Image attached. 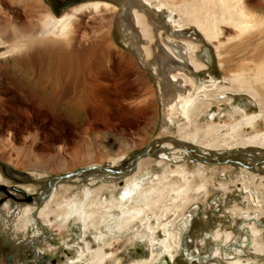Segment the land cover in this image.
I'll list each match as a JSON object with an SVG mask.
<instances>
[{"label":"rangeland","instance_id":"1","mask_svg":"<svg viewBox=\"0 0 264 264\" xmlns=\"http://www.w3.org/2000/svg\"><path fill=\"white\" fill-rule=\"evenodd\" d=\"M59 1H65L69 6L57 10ZM88 1L51 0L52 4L57 5L54 10L48 0H0V32L13 27L17 33L23 27L25 32L19 31L18 34L26 35L29 31V35H35L46 17L57 18L69 8ZM99 1L108 3L106 11L83 12L69 26L62 39L64 48L74 54L90 49L91 57H86L88 63L99 60L98 70L88 68L89 75L96 82L86 86V89L83 86L71 87L69 94L58 98L53 96L54 86L45 85L44 80L42 87H35L43 97L39 101L30 95V91H34L31 77L37 71L46 73L50 67V58L46 57L44 51L41 55L42 65L35 62L37 54L34 48L30 52L26 49L21 52L24 61L17 64L11 62V56L0 59V183L23 189L28 194L40 192V195L45 191L48 180L80 171L75 177L53 183L49 199L40 204L39 197L31 204L11 199H7L5 205L1 204L0 264L7 253H13L15 248L17 250L20 242L31 238L30 233L38 235V230H41L34 226L42 225L45 219L48 222L46 232L56 236L47 245L49 248L50 245L69 244L73 246L74 253L75 248L87 244L91 250L94 247L93 236L97 237L102 232L101 235H105L104 246H107L105 253H110L103 264L139 262L146 259L150 251L158 254V258L162 257L155 246L150 248L146 243L148 233L145 230H136L137 226L118 230L112 222L119 225L123 220L122 214L113 206L127 204L130 200L127 196L133 198L136 189L140 191L144 187H151L156 177L162 179L167 169L182 168L187 173L198 174L192 176L189 182L192 186L203 185L204 190H190L182 200H176L174 206L170 203L174 195L165 194L167 198L153 209L158 217L146 214L154 226L171 223L168 228L179 239L178 246L183 247L181 242L194 245L197 241L202 243L200 250L203 252L206 245L222 243L225 233H230V240L238 220L244 219L243 216L235 217L238 200L245 205L249 198V204L253 202L249 207L257 208L260 212V218L256 220L264 222V170L258 165H264V150L235 147L232 150L214 151L181 140V135L191 134L194 127L204 129L209 123V114L213 115L211 123H221L227 128L233 121L242 118L243 113L259 115L252 130L238 126L231 132L232 138H220L227 144L237 142L238 145L243 136L264 129V0H240L245 7V19L249 26L234 28L220 25L215 42L204 40L187 22L191 14L183 15L180 12L184 0H152L151 5L141 0L136 2L146 24L150 26V40H139L136 30L129 28L121 19L123 9L127 7L125 0ZM156 4H160L159 7ZM175 6L178 7L176 10ZM202 7L203 4L196 13ZM183 11L186 12V9ZM168 17L181 28L174 26ZM10 32L5 35H10ZM49 33L50 30L42 37L47 40L46 44L55 40V36ZM168 39L194 44V58L205 65L200 71L187 65L181 67L183 80H180L181 86L177 89L167 86L170 84L160 76L165 70L157 68L155 59V54ZM140 45H146L150 51L149 57L144 55ZM9 47L10 42L0 37V54ZM253 68L257 73L253 72ZM165 69L170 73L180 71L171 66ZM20 72L21 78L28 81L25 79L23 85L13 86L8 78L5 79L6 73H10L11 78ZM235 74L250 82L249 88L256 93L254 95L260 100V106H256L255 100L249 96L252 95L251 91L249 94L248 91H236L230 81ZM253 74L254 77L256 74L255 79ZM220 86L227 89L222 91ZM200 88L207 91L209 103L206 102L205 108L202 105L191 114L190 124L186 123L176 106L172 109V100L194 96ZM197 95L202 99V95ZM166 143L186 153H172L161 148ZM144 151L147 155L141 156L133 167L135 157ZM171 155L176 158L172 160ZM169 179L174 184L179 183L176 176ZM128 187L131 190L125 193ZM15 195L18 193L15 192ZM109 199L111 204H105L102 208V205L98 206L97 223L82 231L81 225L75 223L78 219L76 210L90 211L95 209L91 203ZM46 201V217L35 222L34 226L27 224L29 220L21 216L22 210L25 207L34 210ZM130 201L129 204H134ZM58 215L63 222L57 219ZM182 218L183 223H180ZM215 231L221 234V240L212 239ZM160 232L159 229L155 234L159 240L163 238ZM248 232L251 233L249 229ZM257 240L264 244V231H260ZM262 251L260 256L251 255L255 261L253 264H264ZM52 254L55 257V253ZM180 257L175 254L174 264H183ZM242 260L244 264L251 263L248 259Z\"/></svg>","mask_w":264,"mask_h":264},{"label":"bare ground","instance_id":"2","mask_svg":"<svg viewBox=\"0 0 264 264\" xmlns=\"http://www.w3.org/2000/svg\"><path fill=\"white\" fill-rule=\"evenodd\" d=\"M137 1L138 0H125L127 7L123 9V13L120 17L126 23V25L129 28L136 30V34H137L139 40L141 38L143 40H150L151 39L150 38L151 33L149 31L150 26L148 27V25L145 22L144 15L142 14L141 10L137 7V5H136ZM141 1H143L144 3H146L148 5L152 4V0H141ZM240 3H241L240 0H184L182 3L183 9L180 12L183 15L191 14V16L187 17V22L195 27V29L200 33V35L204 38V40H206L207 42H211V41L215 42L219 36L220 28H218V27L220 25L222 27L233 26L234 28H243V26H246V27L249 26L247 23V20H246L247 18H246V14H245V10H244L245 7L243 8L242 3L241 4ZM160 4H156V7H159ZM201 4H203L201 11L199 13H196L199 9V6H201ZM161 5H163V3ZM107 6H108V3L103 2V1H99V0H92V1L90 0L88 2L77 4V5L69 8L65 12H63L57 18L52 19V17H50V16L46 17L42 23L41 28L39 29V31L35 35H29V33H28L29 31L26 33V35H23V33L18 34L19 31L25 32V29L23 27H20V29H18L19 31L17 33H16V30L13 29V27H9L10 28L9 30L11 32L9 30H7L8 32L7 31L0 32V37L5 38V40L10 42L9 49L5 53L0 54V59L5 58L7 56L8 57L11 56V57H13L11 62L14 64H17L18 62L24 61L21 52H23L25 49L30 52V49L34 48L36 50V54H37L35 62L37 65H42L43 59H42L41 55H42V51H44L46 57L50 58V59H48L50 67L48 66V68L46 69V73H44L45 71L43 73H38V71H37L36 72L37 74H35L33 77H31V87L34 90L33 92H37L35 90V87H37L38 85L41 87L43 86V85H41V83L44 80H45V85L49 84V86L50 85L54 86V90L52 91V93H53V96H55V97L57 96L58 98L59 97L63 98V96H66L67 94L70 93V91H72L73 88L78 87V86H83L86 89L87 88L86 86L91 85L94 82H96V79L92 75H89V72H88L89 69L88 68H93V70H98L97 67H99L98 66L99 60H96V61L92 60V62L88 63L86 61V57H87V55H89L90 49L89 50L86 49V51L81 52V54L80 53L74 54L70 51H67L64 48V42L62 39L66 36L67 29L69 28V26L71 24H73V22L77 18V16H79L80 14H82L83 12H86V11L95 12V11H98V9L106 11V9L108 8ZM168 8H170V7L168 6ZM176 8H178V7L175 6L174 10H176ZM170 9H172V8H170ZM184 9H186V12L183 11ZM169 17H171V16L169 15ZM169 17H168V20L174 26H178V28L179 27L181 28V26H179L178 23H176L173 19L171 20V18H169ZM49 30L55 36V40H52L50 43L46 44L47 40H45L42 37L44 35H46L49 32ZM34 31H36V30H34ZM9 32H10V35L9 34L5 35V33H9ZM51 33H49V34H51ZM31 34H32V32H31ZM260 35L261 34H259V36ZM168 41L166 40L165 43L163 44V46H165V48L163 46L160 47L161 50H159L158 54H155V59H156V63H157V68L165 70L164 72L162 70L163 73H161L160 76L163 77L164 80H166L167 84L168 83L170 84L167 86L168 87L170 86L172 89L174 87L177 89L181 86L180 80H183V72L181 71V67H184L185 65H187L189 67H193L194 70L200 71V70L204 69L205 65L197 62V60L195 59L196 56L194 55V53H195V45L194 44L186 42V41H181V40L171 42L168 39ZM18 42H20V43H18ZM42 45H44V46H42ZM41 47H43V48L41 49ZM140 47H141L144 55L146 57H149L150 51L147 49L146 45L145 46L140 45ZM216 51L218 52L217 49H216ZM215 54H217V53L215 52ZM19 56H21V57H19ZM194 56H195V58H194ZM168 66H171L173 68L177 67L178 70H180V71H176V72L174 71V73L167 72V70L165 68ZM258 68L260 70L261 66ZM258 68H256V69L258 70ZM93 70H91V71H93ZM253 72L257 73V71L254 68H253ZM9 74L8 73L5 74V76H6L5 79L8 78V81L11 84L13 83V86L16 84L17 85L18 84L23 85L25 83L26 78L25 79L21 78V76H22L21 72L19 73V75H16V77L13 74V76L11 78H9ZM92 74H94V73H92ZM237 75L238 74H235V76H233L230 79V81L233 83L232 85H234V87L236 88V91H242V90L245 92L248 91L247 94H249V91H251L252 95H249V96L255 100L256 106L257 105L260 106L261 102H260V100L256 99V97H255L256 93L255 92L253 93V91L249 88L250 82L248 80H246L243 76L238 77ZM253 77H254V74H253ZM255 77H256V74H255ZM255 77H254V79H255ZM26 82H28L27 79H26ZM173 84H176V86H173ZM71 87H72V89H71ZM219 89L224 91L227 88L224 86H220ZM175 90L173 91L174 93H175ZM33 92L30 91V95L32 94L33 97H37V99L39 101H41L43 97H41L39 95V92H37V94H34ZM221 92H220V94H222ZM197 93H199V95H202L204 97V99H203V97H202V99H199ZM197 93L194 96H190L189 98H184V99L177 98V100L174 99V101L172 100L173 105L170 104L173 107L172 109H174V107L176 106V109H178L179 113L181 114L183 119L186 121V123L190 122V117H191L190 115L193 114L195 111H198L202 105L205 108V104H206L207 99H208L207 91L201 89ZM80 100H82V99L80 98ZM174 102H178V104H175ZM207 103H209V102H207ZM207 105H209V104H207ZM237 109H236V111H239ZM240 110H242V109H240ZM212 116L213 115L209 114L210 120H208L209 123H207L204 126L205 127L204 129L192 127L193 128L192 133L188 134V135L185 134L183 136L181 135V140L192 142L198 147L208 149V150H214V151L232 150V149H235V147L254 148V149L258 148V149L264 150V129L262 131H256V132L252 131L251 134L243 136L240 139V141L238 140L239 141L238 145H236L237 142L232 143V144H227L226 142L223 141V139L220 140V138H223L225 136H227L229 139L232 138L231 132L233 130H235V128H237L238 126H243L244 128L252 130L253 129V123L256 122L258 117H259L258 114L245 115V113H243L242 118L233 121L228 128H227V126H225L224 124H221V123H216V124L211 123V121L213 120ZM223 130H224V132L221 133ZM162 147L170 150V152H172V153H174V152L185 153V151H183L181 149H173L174 146H172L169 143L163 144ZM183 153H181V154H183ZM175 158H176L175 156L171 157L172 160H174ZM163 174H164V176L160 180L156 177V179H155L156 182H154V184L151 187H149V186L144 187L140 191H136V190H138V189H136L135 190L136 193L134 192L135 194H134L133 198L131 197V195L126 197V198L131 200V201L129 200L130 203L132 202L134 204H129V201H127L128 202L127 204H129V205H127V204L119 205L118 204L119 206H117V205L113 206L118 210L117 212L119 214H122L121 217H123V220L118 217L120 220H122L121 223L119 225H117L115 222H112V224H115L116 225L115 227L118 230H121L123 228H128L130 226L131 227L137 226L136 230H138V228L145 230L146 233H148V239L146 240V242H149L150 244L158 242V245H159L158 247L160 248V252H161L160 255L163 254L161 259L167 258L169 260L168 256H170L172 258L175 254V251L180 249V246H178V244H180L178 241L179 239L177 240L176 234L173 233L174 231H172V230L169 231L168 226L171 227V225H170L171 223H168V224L166 223L167 225L158 223L156 226H154V225H152L153 224L152 221L150 220L149 217L146 216V214H150L151 217H153V218L158 217L156 213L154 214L153 209L155 208V206L158 203H160V202L163 203V200L165 198L164 197L165 194H167V195L172 194V196L174 195V197L172 198V200L170 202L171 206H174L176 200L178 201L179 198L182 200L183 197L190 190H191L190 192L201 191L203 189V185L192 186L189 182L190 178L192 176H197L198 174L187 173L182 168L181 169L180 168L173 169V170L167 169V170H165V172ZM173 176L178 177L179 183L174 184L173 182H170L169 177H173ZM157 180H159V181H157ZM166 181H168V182H166ZM55 182H53V183L55 184ZM53 183H51V186L46 187V189H44L45 191H43V193L38 196L39 197L38 198L39 204L42 203L45 199H47L49 197L51 190H52V187L54 185ZM129 190H131V188L129 189V187H128V189H126L125 193H129L128 192ZM203 191L204 190H202V192ZM248 199H247V201H248ZM105 201L106 200L100 201L97 204L91 203V206H94L95 209L90 210V211L76 210V216L78 219L75 220V223L78 225H81L82 231L87 229L88 226L91 227L97 223V219H98L97 208H98V206L102 205V206H100L102 208L105 204H109L111 202L110 199H109V201H106V203H105ZM32 202H33V200H32ZM136 202H137V204H136ZM31 203H28V204H31ZM47 205H48V203L46 201L44 204H42L40 207H38L34 210L29 208V207L28 208L25 207L21 212V216L24 218H28L29 223H27V224H31L32 226H34L35 222H37L38 220L40 221V219H42V218L44 219L46 217L45 212L47 209ZM180 207H181V205H180ZM108 209H110V207ZM113 210L114 209H112V211ZM164 210H166V209H164ZM110 211L111 210H109V212ZM118 213H116V214H118ZM116 216H118V215H116ZM145 216H146V218L144 219L145 220V222H144L143 218ZM57 217H58L57 219L61 221V218L59 216H57ZM109 217H110V219H112L111 214H109ZM44 225H46V226L48 225V222L46 219L42 221L41 226H44ZM110 228H111V226H110ZM246 228L249 229L251 232L250 233L251 237H252L251 239H254V242H253V248L255 250L254 253L262 254L263 253L262 250H264V244H260L257 240L259 238L260 233L258 232L257 229H255L251 225L246 226ZM157 229L158 230L160 229V231L162 232L163 238L160 240L157 239V241H156L155 240V234L158 232ZM101 234H103V233L101 232ZM101 234L97 237L93 236V240H92L93 246H94L93 249L89 250L87 247V244H85V246L83 248H80V247L78 248V256H77V261H76L77 263L76 264H103L104 263L105 259L109 255L106 254L105 251L102 250V248H104V244H105V243H103V238L105 235L103 236ZM213 234H214V235H212L213 240H221V235L219 234L218 231L217 232L215 231ZM136 235H137V233H136ZM229 237H230V234L225 233L224 238L221 240V242L223 241V244L226 242H229L230 241ZM151 247H153V246H151ZM215 247H218V246H215ZM215 253L216 252H214V254L212 255L213 258L214 257L218 258V255H216ZM231 253H232V251H231ZM89 255H90V260L85 261V258ZM158 257H159L158 254H154L151 251V253L149 254V256L146 259L139 261V262H136V261L132 262L131 261V263H128V264H150L151 262L158 259ZM222 257H224V259H225V255ZM226 260H227L226 261L227 264H244L240 261V259H237V258L235 259L229 255L226 258Z\"/></svg>","mask_w":264,"mask_h":264},{"label":"flooded vegetation","instance_id":"3","mask_svg":"<svg viewBox=\"0 0 264 264\" xmlns=\"http://www.w3.org/2000/svg\"><path fill=\"white\" fill-rule=\"evenodd\" d=\"M57 3L59 5L57 7V10L69 6V4H67L65 1H62V2L59 1ZM50 6L51 8H53L51 4ZM212 119H213V116H212ZM161 148L163 147L161 146ZM258 165L262 167V170H264L263 163H259ZM245 170L248 171L247 169ZM13 188L14 186H9V185L0 183V193L2 194V196L0 197V206L1 204H4V202L7 199H11L13 201L22 203L21 200L24 197L18 192H17L18 195H15L16 191L13 190ZM237 204L238 205L235 208V217L237 218V217L243 216L244 219L241 221L238 220V223L235 226V231H234L235 235L232 234L230 238L232 242L228 240L229 242H226L224 244L222 242L219 244L214 243L213 246L206 245L204 247L203 252H201L200 250V248L202 247L201 242L195 241L194 245L183 244V247L180 246V249L175 251V254L177 253L179 256H181L180 259L183 261V264H227L226 258L228 257V255L235 259L236 258L240 259L242 263H243L242 261L243 258L248 259L249 262H251L250 264H253L255 262L251 258V255L256 254L254 253L255 250L252 246L253 239L250 238L251 235L248 234L249 232L246 226L251 225L255 229L257 228L258 232L260 233V231H264V222L256 220L258 217L260 218V212H259V209L257 208L249 207V205H252L253 202H250L249 204V201H246V204L244 205V202L243 204H241L240 200H238ZM59 217L61 218V216ZM68 224H69V221L67 223V226ZM34 227H36L37 229H40L41 232L38 230L39 232L38 235L30 233L31 238L29 240L20 242L18 244L16 251H15L16 249L15 248L13 250L14 251L13 253L9 252L6 254V256H4L3 261L1 259L2 264H76L77 263L76 261H77V256H78V250H77L78 247L74 249L75 250L74 253L72 252L73 246L72 245L70 246L69 244L60 243L61 246L55 245L56 246L55 247L53 245H50L51 248H49L47 247V245L49 246V243L51 244L55 240L56 236L49 235L46 232V228H45L46 225L42 227L41 224H38V225L36 224ZM50 240H52V242H50ZM155 240L157 241L156 236H155ZM146 243L148 244V246H150V248H152L151 246H155L158 249V251H160V248L158 247L159 246L158 242H155L153 244H150L149 242H146ZM215 246H218V247H215ZM106 247L107 246H104V248H102V250L105 252H106ZM55 248H56L55 252H52L51 250ZM191 248H193L194 250ZM59 251L61 252L59 253ZM214 252H216L215 254L218 255L219 259L216 257L213 258L212 255L214 254ZM52 253H55V257H53ZM175 254L172 258L167 255L169 258V264H174ZM108 255H110V253ZM224 255H225V259L224 257H222ZM256 255L260 256L259 253ZM88 260H90V255L88 256V258L87 257L85 258V261H88ZM159 261H161V257L151 262L150 264H159L158 263Z\"/></svg>","mask_w":264,"mask_h":264},{"label":"water","instance_id":"4","mask_svg":"<svg viewBox=\"0 0 264 264\" xmlns=\"http://www.w3.org/2000/svg\"><path fill=\"white\" fill-rule=\"evenodd\" d=\"M50 1H51V0H48V2L53 6V9L56 10V6H57V5L55 6V4H52ZM70 1L73 2V1H75V0H70ZM145 155H147V152H145V151L139 153V154L135 157V159H134V165H133V167L136 166L138 159H139L141 156H145ZM79 173H80V171H77V172H75V173L65 174V175H61V176H58V177H53L52 179H50V180H48V181L46 182V187L51 186V183H53V182H55V181H57V180H60V179H64V180H66L67 178L74 177L75 175H77V174H79ZM46 187H45V189H46ZM13 190H15L16 192H18L19 194H21V195L24 197V198L21 200L22 202H28V203H31L32 200L35 199V198H37L38 195H39V193H40V192H39V193L28 194L27 192H24L23 189H17V188H15V187L13 188ZM45 194H46V193H45ZM180 223H183V218L181 219ZM181 244H182V246H183L184 242H181ZM158 263H159V264H169V260H168L167 258H162L161 261H159Z\"/></svg>","mask_w":264,"mask_h":264}]
</instances>
